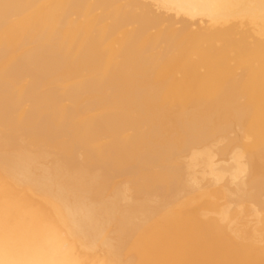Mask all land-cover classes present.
<instances>
[{
	"label": "bare ground",
	"instance_id": "obj_1",
	"mask_svg": "<svg viewBox=\"0 0 264 264\" xmlns=\"http://www.w3.org/2000/svg\"><path fill=\"white\" fill-rule=\"evenodd\" d=\"M145 1L148 3L139 0H0V97L11 91L7 79L12 78L18 83L23 81L29 85L41 83L50 66L58 68L55 75L62 77L63 82L66 83L68 79L74 81L72 87L52 99L55 102V121L73 122L70 134H67L65 128L53 130L46 123L31 131L19 128L1 108H14L15 103L10 97H23L27 95L26 92L16 93L18 95L11 92L7 94L9 98L0 101V264H264V243L254 242L251 237L252 240L245 241L247 234L243 239L244 236L241 237L235 231L237 228L229 224L228 218L227 222L224 220L226 224H219V220L214 219L204 220L205 209L210 206L217 210L218 204L209 201L208 194V201L204 200L202 204L198 202L201 206H207L202 211L205 213L202 219L197 212L196 219L185 216L182 205L190 203L192 195L198 196L202 192L194 180L185 178L183 184L188 191L184 189L185 196L173 195L168 199L158 196L152 202H141L140 199L129 200L125 181L121 180V175L120 180L117 179L119 175L116 176L120 172L115 175L118 165L120 167V164L138 160L137 155H143L142 160L134 163L137 164L134 167L140 169L137 180L147 184L151 192L160 195L161 192L153 187V183L166 176L164 173L168 172V167L167 172H164L162 169L165 162L162 163V176L159 169L155 171L152 168V171L149 166L158 165L161 156L156 154L154 157H145L144 153L151 148L155 150L159 143L164 142L162 136L160 141L157 129L159 123L168 117L180 123L181 126L176 123L184 132L180 136L186 137L188 142L203 137L208 126L229 128L231 122H239L244 127L243 133H249L251 138L254 136L256 143L262 141L259 139L264 138V0ZM136 5L141 7L140 10L133 9ZM153 6L154 9L157 6V9L169 11L164 13L173 11L174 17L161 10H154ZM35 7L46 13L51 8L57 11L60 7V13H47L46 18H41V25L36 22L39 28L32 26V29H37L38 37L34 43L27 44L26 40L33 34L27 28L34 17L30 16L29 11H34L32 8L38 10ZM96 8H101L98 14L94 12ZM81 13L86 18L83 24L79 25L72 18L68 21L72 15ZM181 13L191 19L205 17L213 25L220 26L208 29L206 25V30L194 31L189 27L192 20L188 19L177 29L173 23L180 19L177 14ZM39 16L42 17L41 14ZM107 18L111 22L107 23ZM164 20L171 22H167L161 30L150 31L153 27H159ZM131 22L137 25L132 30H123L120 39L122 44L116 50L117 53L133 49L136 55L141 56L140 50H144L145 46H155L161 39L177 34L186 43V52H201L202 59L193 63L190 73L182 79H175L171 75L150 79L142 62H138L132 70L125 71L124 63H130L133 59L116 62L113 54L109 55L101 42L116 41L118 29ZM237 33L238 36L235 35ZM26 34L27 39H24ZM133 40L137 44L131 47L130 42ZM218 41L220 44L217 45ZM53 43L58 46L52 47ZM90 43L95 45L85 48ZM34 46L41 50L36 51ZM206 47L212 50L204 54ZM67 54L73 56L66 60ZM231 58L241 67L243 76L234 75L228 63ZM200 63L206 67L203 73L193 69ZM171 64L165 66L169 68ZM85 66L94 67V71L81 74ZM18 73L22 76L19 74V77H15ZM101 76L102 79H99ZM114 83L119 84L114 92L106 93L103 100L95 101L90 109L76 113L77 116L70 109L60 111L61 99L68 90H79L90 85L105 89L106 85ZM149 84L161 88L160 93L156 96H133L135 89ZM216 85H221L220 89L224 90H216ZM63 88L58 86V89ZM242 95L248 96L246 103L238 101ZM48 100V96L41 95L38 101L46 103ZM81 102H75L72 108L81 106ZM131 109H137L138 113L131 115ZM46 110H36L33 114L36 116ZM34 116L30 115L28 121L31 118L33 120ZM142 119L149 122L150 128L128 134L127 130ZM170 123L168 126L165 124L167 128L171 127ZM194 126L198 129L193 130ZM147 131L152 137L148 144L145 143ZM103 134L108 136L103 139ZM37 137L43 141L39 147L33 145V139ZM172 140L178 142L174 138ZM81 145L85 148L94 145L95 150L80 153L78 148L83 147ZM51 146L66 148L69 154L63 156ZM184 148L187 150L186 146ZM84 158L95 159L84 164ZM134 167L130 171H135ZM127 169L125 175L130 173ZM250 170L252 174L254 169ZM112 175L118 181L113 180ZM161 178L160 182L163 180ZM243 179L240 178V183L244 182ZM173 180L177 183L174 177ZM242 188L238 189L239 192ZM247 193H252V189ZM241 194L244 196L245 193ZM202 196L201 200L205 197ZM235 198L232 197L233 201ZM253 200L255 202V197ZM189 208H192L191 203ZM216 210L214 212L218 214ZM249 233L252 231L248 230Z\"/></svg>",
	"mask_w": 264,
	"mask_h": 264
},
{
	"label": "rangeland",
	"instance_id": "obj_2",
	"mask_svg": "<svg viewBox=\"0 0 264 264\" xmlns=\"http://www.w3.org/2000/svg\"><path fill=\"white\" fill-rule=\"evenodd\" d=\"M139 1H141L143 3L146 2L145 0H143V1L139 0ZM147 1L150 2V0H147ZM146 3H148V2H146ZM137 6H139V5H136V7L133 8L134 10L136 9V11H138V9L140 10V8H141L140 6L139 7H137ZM60 7H62V6H60ZM60 7H58L59 9H57V11L59 13H60V11H59ZM32 9L35 11V13H34V11H32L30 9L29 14H30V16H34L33 17V22L30 24L31 29H30L29 25H28L27 28H29V30H30L28 32L31 33V34L32 33L35 34L34 36H36V37H34L33 34L31 35V34L28 33L29 36L31 35L30 38L28 37L29 38V40H28L27 39V34H26L24 39H27L26 40L27 44H29L28 42L34 43V41L38 37L37 29L39 28L38 26L41 25L42 20L44 18H46V16L49 13H51V12L58 13L55 10L56 8L55 9L51 8L52 9L51 11L47 10L48 14L45 12V10L40 12L38 8H36L38 10H35L34 8H32ZM49 9H50V7H49ZM100 9L101 8H96L94 10V12H96V14H98L97 12H100L101 11ZM153 9H154V6H153ZM156 9H157V6H156ZM156 9H154V10H156ZM61 10H62V8H61ZM38 11L40 12L42 17L39 16L40 14H38L39 13ZM157 11H160L162 13H164V11L165 12H169V11H167L165 9H161V8H158ZM0 12H1V10H0ZM31 12H33L36 16H38L37 17L38 20H37L36 16L33 13H31ZM44 12H45V14H44L45 17H43V13ZM173 13L174 12L171 11L170 13H164V14L174 17L175 13L174 14ZM177 15L180 17V19H177L175 21V23H173V25L177 29L180 28L182 26V23L185 20H188V19L193 21V23H192V21L191 22L189 21L190 22V26L189 27H190L191 30H194V31L202 32L201 30H203V28H204V30H206L205 29L206 25H207L206 28H208V29H213L214 27L217 28L218 26H220L219 24L218 25H213L212 22L207 20V18H205V17H195V19H191L190 17L188 18L187 15L182 14V13L181 14H177ZM30 16L28 15L29 18H30ZM72 16L70 18H68V21H71V20L75 21L79 25L83 24L85 19H86L85 18V14H83V13L76 14L73 17ZM185 17H187V19ZM0 18H1V15H0ZM14 18H15V15H13V19ZM41 18H43V19H41ZM31 19H32V17H31ZM69 19H71V20H69ZM15 20H16V18H15ZM34 21H35V23H34ZM105 21L107 23H109V22H111V19L107 18ZM36 22L40 23V25L36 24ZM167 22H171V21L170 20H164V21L160 22L161 24L159 25V27H153L150 31L154 32V31H157V30H161L162 28L165 27ZM208 24H209V26H208ZM135 25H137V23L131 22V23L125 24L122 28L118 29V31L116 32V35H117L118 39L116 41H113L112 43H110V42L104 40V41L101 42V44L104 47H106L107 53L109 55L113 54V57H114L116 62L123 63L125 61L124 59H127V58H132L133 59L130 63H124L123 66H124L125 71L132 70V68L138 62H142L143 66L145 67V69L147 71V75H148V77L150 79H153V78H155L157 76H167V75H171L175 79H182V78H184L185 76H187L190 73L191 65L193 63L200 62V60L203 57V54L201 52H186V50H185L186 47H187L186 43H184L180 39V36L177 35V34L175 36H173V37L161 39L155 46H151V47L150 46H148V47L145 46L144 50H140V52L142 53L141 56L136 55V53H135V51L133 49H130L129 51L126 50L123 53H117L116 50L122 44V41L120 39H122L121 37H122L123 30H126V31L127 30L128 31L132 30V29L135 28ZM32 26H34V28H37V29H35V30H34V28L32 29ZM242 26L246 27V25H242ZM6 27L10 28L9 26H6ZM31 30H33L35 33L33 31H31ZM235 35L238 36L239 34L237 33ZM24 42H25V40H24ZM53 44H52V47H54L55 45H56V47L58 46L57 43H55L54 45ZM136 44H137L136 40H133V41L130 42L131 47H134ZM216 44L218 45V44H220V42L218 41ZM93 45H95V44L94 43H90L85 48H90ZM34 47L35 48L30 47V49L33 48L35 50L36 49L37 50H41L40 48H36L37 46H34ZM211 50L212 49H208V47H206L205 50H204V54H205V52H210ZM76 55H78V54H76ZM72 56H73V54H67L65 56L67 58L66 60H68ZM86 58H88V57H86ZM2 62H3V60H2ZM170 62L172 64H171V66L169 68H167L165 65L167 63H170ZM228 63L233 68V73H234V75L236 77L237 76H243L242 75V69L235 62L234 58L233 59L232 58L229 59ZM193 69H195L199 73H203V72L206 71V67L204 65H202L201 63L199 65L195 66V68H193ZM57 70H58V68L56 66H50L45 71V74H44V78L45 79L43 80V82H41V83L39 82V83H36L34 85L26 84L23 81L21 83H18L12 78H9V79L6 80V83L8 84L9 89H11V91L8 92L7 94H10L11 92H13L15 94L19 93V92H22V93L26 92V94H27L26 96H23V97H10L9 96L10 99H12L13 102L15 103V107L14 108H1L0 107L3 112H5V113L9 114V116H11L12 121L16 122V125L19 128H23L26 131H31L33 129H36L40 125H43L44 123H46L53 130L59 131L62 128H65L66 131H67V134H70L72 132V130H73V122L72 121H67L65 123H63V122L62 123H58V122L55 121V116H56L55 113H54L55 102L52 99H53V97L55 95L59 94L60 92H63L67 88L72 87L74 81L71 82L68 79L66 83H65V81L63 82V78L62 77H59V76L55 75ZM93 71H94V67L85 66V67H83L81 69L80 73L81 74H87V73L93 72ZM19 74L20 73H18L15 77H19ZM21 76L22 75L20 74V77ZM102 77L103 76L99 77V79H102ZM60 85L64 86L65 88L58 89V86H60ZM78 85H74V86H78ZM118 85H119L118 83L106 85L105 89L104 88L100 89L97 86L90 85V86L82 87L79 90H68L65 93V95L62 97V99H61L60 111H63V110L67 111V110L70 109L71 112L75 113V116H77L78 114H80L79 112H81L82 110L90 109L91 106L95 103V101L103 100V98H104L106 93L114 92L115 89L118 87ZM220 88H222L221 85L220 86L216 85V87H215L216 90L217 89L220 90V91L224 90V89L221 90ZM160 91H161V88H157L153 84H149L147 86H140L137 89H135L134 92H133V96L142 97L143 95H147V94H150L151 96H156L157 94L160 93ZM7 94L1 96L0 97V101L9 98L7 96ZM16 95H18V94H16ZM41 95L42 96H48L49 97L48 102L43 103L41 101H38L39 98L41 97ZM247 99H248L247 95H242V96L238 97V101H240L242 103H246L248 101ZM79 100H82L81 106H76V108H72L74 103L78 102ZM45 108H47L46 111L40 112L39 114L34 116L33 111L40 110V109H45ZM136 108L138 109V107H136ZM137 109H131V115H136L138 113V110H139V109L138 110ZM76 113H78V114H76ZM30 115L34 116V119L31 120L32 119L31 118L28 121V117ZM168 118L167 119L164 118L163 121L165 123H162L163 121H161V123H159L160 126L157 129L158 137L162 136V138H164L163 139L164 142L163 143H159V146L156 147L155 150H154V148H151V150L148 149V152L146 154L144 153L145 157L146 156L154 157L156 154H160V155H158V157L161 156L159 158L161 160H158L161 165H159V163H158V165H159L158 166L157 163H156L155 166H154V164H153V166L150 165L149 169H152V168L154 169L155 168L154 169L155 171H158V169H159L160 170L159 172L161 173V176L163 175L164 172H167L166 170L168 169V172L164 173V175L166 174V176L169 175L168 177L162 176V178L160 177L161 179H163V180H161V182L159 181L160 180V178H159V180L155 179V180H158L156 182L154 180V182L156 184L153 183V187L156 190H159L161 192V193H159L160 195H158V192H157V194L154 193V191L151 192V190H149V188H148L149 186H146L147 184L139 182L137 180L138 172H139L140 169L139 168L136 169L135 165H137V164H134V163H138L139 160H142L141 158L143 157V155L142 156L141 155H137L136 158H138V160L137 159H133V161L128 162L130 164L123 163V164H120L121 165L120 167L118 165L116 167L118 170L115 168V170H117L115 175L120 172L119 174L116 175V176L119 175V177H117V179L120 180V178L122 176L121 180L125 181L124 184H125V186L127 187V190H128L129 200H136V199L139 200L140 199L139 201L142 200L141 202H149V201L152 202L156 198H158V196L160 198H163V199H165V198L168 199V198L172 197L173 195H176V197L185 196L186 195L185 193H186L187 189H185V185L183 183H184L185 178H189V179L194 180V184L196 185V187H198L199 191L201 189L202 192L201 193L199 192L198 196L195 194L197 196V199L195 198L196 197L195 195H192L193 200L190 201L192 208H189L190 207V203H187V204L184 203L182 205L181 208L182 209L184 208L182 211H184L185 216L189 217L190 219H196L198 217H200L202 219L201 216H204L205 213H206V215L204 216L205 218L203 217L204 220H206V219L208 221L209 220H213V219L215 221L219 220L220 222L219 221L217 222L219 224L221 222H222L221 224H223V223L226 224V222L228 220L229 224L231 223L230 225L235 227L234 229H236V228L238 229V230L236 229L235 231L241 237L244 236V237H242L243 239H245L247 237L245 239V241H250V240L253 239L252 241L257 242L259 244H263L264 243V241H263L264 240V238H263L264 237L263 236L264 235V205H263L264 204V192H263L264 191L263 190L264 189L263 188L264 187V183H263L264 182V176H263L264 175V167H263L264 166L263 165L264 160H262V159H264V150H263V148H264V141H263L264 138L260 137L259 140H262L261 142H263V143L262 144H258L259 141H257V143H256L255 142L256 139L254 138V136L251 138L249 136H252V135H250L249 133H246V135H245V133H243V128L244 127L239 122H231V126L229 128H223V127H219V126L218 127H216V126H208L209 128L208 127L205 128L207 130H206L205 134L203 135V137H201L198 140L197 139L196 140L193 139V141L191 140V141L188 142L186 137L183 136L184 137L183 138L182 136H180V135H184L183 129H181V127H180L181 126L180 123L178 121L176 122L177 124L180 125L178 127V125H176V123H175V121H176L175 118H174L175 121H173L174 120V119H172L173 117H168ZM169 121L172 123V125L174 124V127L172 125H170L171 127L167 128V126L170 123ZM163 125H165V126H163ZM149 128H150L149 122L147 120H145V119H142L141 121H138L133 126H131L127 130V133L128 134H133V133L138 132V131L148 130ZM171 129H172V131L176 132V135H174L175 134L174 132L172 133V131H170ZM196 129H198V127L194 126L193 130H196ZM218 130H220V131H218ZM148 132L149 131L146 132L147 138L145 137L147 139V140L145 139V143L146 144H148L150 142L149 140L152 138V137H150ZM160 132H161V134H160ZM179 132L181 134H179ZM150 134H152V133H150ZM165 135H167V136H165ZM173 135H174V137H173ZM178 135H179V137H178ZM107 136H108L107 134L101 135V137L103 139H105ZM166 137L170 138L169 141H168V138H166ZM180 137H182V139L184 141H185V139L187 140V141H185V143H186L185 145H184V141ZM162 138L160 137V141H161ZM165 138L167 139L168 143H167V141H165L166 140ZM173 138L176 141L178 139H181V140H178V142H175L174 140H172ZM250 138H251V140H250ZM249 140L251 141V145H250V141ZM246 142H247V144H246ZM253 142H255L254 146L252 145ZM261 142H259V143H261ZM177 143H179V147H178ZM189 143H190V145H189ZM41 144H43V141L41 140V138L37 137V138L33 139V145L34 146L39 147V145H41ZM171 144H173V147H172ZM174 144H176V145H174ZM180 144H181V146L184 145L183 147L186 146L187 150L185 148L183 149V147L181 148ZM161 145L165 146V149ZM166 145H167V147H166ZM247 145H248V147H247ZM81 146H83V145H81ZM90 146H92V145H88L86 148H85V146H83V147L78 148V149L80 150V153L84 152L85 150L87 152L88 151L89 152L90 151L93 152V150H95L94 149V145H93V147L89 148ZM176 146L178 148H176ZM78 147H80V146H78ZM169 147H170V149H169ZM249 147H251V148L249 149ZM51 148L55 149L57 152H59V154H61L63 156L69 154V152H68V150L66 148H61V147H58V146H51ZM157 148H158V150H157ZM161 149H163V150L161 151ZM165 150H167L166 153H164ZM168 150L172 151V152L169 153ZM255 150H257V151H255ZM162 152H163V154H162ZM171 153L173 154V156L171 155ZM168 154H170V157H169ZM167 157H169V158L166 159ZM171 158H173V159H171ZM90 159L84 158V159H82V163L89 164L95 158L91 159L92 161ZM257 159H259L258 161L260 163H261V161H263V162L261 164L258 162V164H257V161H256ZM168 161L171 163L172 168H170L171 166L169 167L170 163ZM247 162H249V164ZM162 163H164L163 165H165V166H163V169L161 167ZM126 164H127V166H126ZM132 164H134V165L132 166ZM237 165H239V167H237ZM242 165L245 168L242 167ZM166 166L168 167L167 169H166ZM254 166H257V167H254ZM126 167H128L129 169H127ZM131 167L132 168L134 167L135 171H134V169L132 171H130L132 169ZM147 167L148 166H146V168ZM157 167H159V168H157ZM164 167H165V169H164ZM240 167H241V169L243 168L244 171L239 169ZM156 168H157V170H156ZM235 168H236V170H235ZM257 168H259L258 169L259 171H256ZM261 168H263V169H261ZM123 169H124V171L127 169L130 173H127V175H125L124 171H122ZM153 169H152V171H154ZM161 169L164 171V172L162 171L163 173L161 172ZM170 169H171V171L169 173ZM249 169H252V170L254 169L253 171L250 170V172L252 171L251 172L252 174L249 173ZM120 170L124 173V175H122V172ZM179 170H181L180 172L183 173V174L178 172V174H179L178 175L177 171H179ZM237 171L239 173H237ZM240 172H241V174H240ZM255 172H256V174H255ZM259 174H261V175H259ZM176 175H178L180 177H178ZM112 176H113L112 178L114 180L115 177H114V175H112ZM234 176L236 177V180H235ZM247 176H250V177H247ZM109 177L111 178V176H109ZM173 177L177 181V183L173 180ZM237 177H239V178L237 179ZM246 177L249 178V179H247ZM168 178L172 181V183L174 182L173 185H172L171 181L168 182L169 181ZM180 178L182 180H179ZM240 178H242V179L244 178L243 179V181H244L243 183H240V182H242V180L240 181ZM253 178H254V180H253ZM117 179H115V180H117ZM261 180H263V181H261ZM246 181H248V182H246ZM166 182H167L168 185L170 184L169 187L166 184ZM252 182H253V184L255 183V185H253ZM158 183H160V184H158ZM161 183H163V184H161ZM235 184H236V188H235ZM261 184H263V185H261ZM171 185L173 186V188H172ZM155 186H157V187H155ZM165 186H167V188ZM260 186L262 188L258 189V188H260ZM163 187L165 188V190H164ZM254 187H256V188H254ZM169 188L172 191L176 190V192H172ZM241 188H242V191L239 192V190H241ZM161 189H163V190H161ZM166 189H169V191L166 190ZM250 189H252V193H247V192H249ZM253 189H255L256 191H254ZM243 190H244V192H243ZM245 190H248V191H245ZM261 190H262L263 194H262ZM254 192H256L258 194L254 193ZM176 193H179V194H176ZM181 193H183V194H181ZM187 193H188V191H187ZM241 193H245L246 196H245V194L243 196ZM206 194H208V196L210 198ZM228 194H229V196H228ZM249 194H250V196H249ZM187 195H190V193L187 194ZM201 195H203L202 197L205 196L204 198H202V200H201ZM230 195H232V196L229 199ZM239 195H242V196H239ZM251 195H253L252 196L253 198L251 197ZM206 196L209 198L208 200L209 201L211 200L213 203H215V205L217 203L219 204V206H218V204L216 206L217 210L215 209V207L201 206V204H202L201 202H203L204 200L208 201V200H206ZM198 197H199V199H198ZM232 197H234V198L236 197L234 199V201H233ZM242 197H244L245 199L243 198V200H241ZM254 197H255L256 200L258 199V202H256V200L254 202V200H253ZM238 198H240V200ZM260 198H261V200H260ZM152 199H154V200H152ZM195 199H196L197 202L195 201ZM236 199H237V201L238 200L239 201L238 202L235 201ZM147 200H149V201H147ZM194 201L196 203H198L200 201L199 203H201V204L200 205H199V203L196 204ZM259 201H261L260 203L262 205L259 204ZM192 202H193L194 205L192 204ZM185 204L189 205V206H187V208H186ZM206 207L208 209H205ZM213 208L217 211L218 214H215L216 212H214L215 210ZM186 209H188V210H186ZM197 209H198L199 212L196 211ZM203 209L206 210V211L204 210L205 213L202 212ZM218 209H220L219 212H218ZM231 209L234 212L236 211V213H234ZM225 211H226V213L230 212L229 215H233V216L235 215V216L234 217L233 216L229 217L228 214L224 213ZM196 212L200 213V214L202 213V215L198 214L199 215L198 216ZM189 213H190V215L188 216ZM219 213H221V214H219ZM215 215H217V216H215ZM208 216H209V218H208ZM224 220L226 222H224ZM227 226H229L228 223H227ZM233 227H231V228H233ZM247 229L250 230V232L252 231L253 234L249 233V235H248V230ZM251 229H253L255 231H253ZM245 234H247L249 237L247 235L245 237ZM254 235H255V237H253ZM250 237L252 239H250Z\"/></svg>",
	"mask_w": 264,
	"mask_h": 264
}]
</instances>
